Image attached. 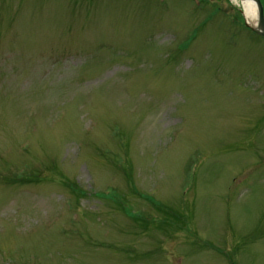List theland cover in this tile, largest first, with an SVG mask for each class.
<instances>
[{
    "label": "rangeland",
    "instance_id": "obj_1",
    "mask_svg": "<svg viewBox=\"0 0 264 264\" xmlns=\"http://www.w3.org/2000/svg\"><path fill=\"white\" fill-rule=\"evenodd\" d=\"M244 24L233 0H0V264H264Z\"/></svg>",
    "mask_w": 264,
    "mask_h": 264
},
{
    "label": "bare ground",
    "instance_id": "obj_2",
    "mask_svg": "<svg viewBox=\"0 0 264 264\" xmlns=\"http://www.w3.org/2000/svg\"><path fill=\"white\" fill-rule=\"evenodd\" d=\"M243 10V14L247 24L255 29H259L258 25V6L253 0H233Z\"/></svg>",
    "mask_w": 264,
    "mask_h": 264
},
{
    "label": "water",
    "instance_id": "obj_3",
    "mask_svg": "<svg viewBox=\"0 0 264 264\" xmlns=\"http://www.w3.org/2000/svg\"><path fill=\"white\" fill-rule=\"evenodd\" d=\"M258 6V25L259 29H255L256 32L264 36V7L261 0H253Z\"/></svg>",
    "mask_w": 264,
    "mask_h": 264
},
{
    "label": "trees",
    "instance_id": "obj_4",
    "mask_svg": "<svg viewBox=\"0 0 264 264\" xmlns=\"http://www.w3.org/2000/svg\"><path fill=\"white\" fill-rule=\"evenodd\" d=\"M262 1H263V3H264V0H262ZM21 179H22V178H21ZM110 195H111V194H110ZM153 203H154V205L156 204V206H157V205H158V206H159V205H160V206L162 205L164 209H167V210L170 209L169 207H167V206H165L164 204H162L160 201H156V200H155ZM158 206H157V207H158ZM162 206H161V207H158V208L160 209V208H162Z\"/></svg>",
    "mask_w": 264,
    "mask_h": 264
}]
</instances>
